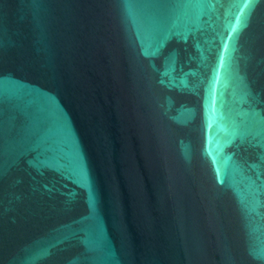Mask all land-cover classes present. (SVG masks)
I'll list each match as a JSON object with an SVG mask.
<instances>
[{
	"label": "water",
	"instance_id": "obj_1",
	"mask_svg": "<svg viewBox=\"0 0 264 264\" xmlns=\"http://www.w3.org/2000/svg\"><path fill=\"white\" fill-rule=\"evenodd\" d=\"M0 264H264V0H0Z\"/></svg>",
	"mask_w": 264,
	"mask_h": 264
}]
</instances>
